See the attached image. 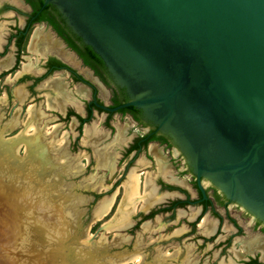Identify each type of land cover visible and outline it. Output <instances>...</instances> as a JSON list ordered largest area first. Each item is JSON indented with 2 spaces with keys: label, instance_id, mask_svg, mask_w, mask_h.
Segmentation results:
<instances>
[{
  "label": "water",
  "instance_id": "95a60500",
  "mask_svg": "<svg viewBox=\"0 0 264 264\" xmlns=\"http://www.w3.org/2000/svg\"><path fill=\"white\" fill-rule=\"evenodd\" d=\"M49 5L125 90L129 101L111 111H142L199 182L264 222V0H43ZM91 225L62 229L45 263L126 258L98 247L110 221L87 238Z\"/></svg>",
  "mask_w": 264,
  "mask_h": 264
},
{
  "label": "flooded vegetation",
  "instance_id": "af4514ba",
  "mask_svg": "<svg viewBox=\"0 0 264 264\" xmlns=\"http://www.w3.org/2000/svg\"><path fill=\"white\" fill-rule=\"evenodd\" d=\"M34 1L39 2V0ZM49 6L47 15L50 14L56 19L81 51L90 56L92 63H85L81 54L69 45L64 35L48 21L40 20L43 13L36 12L33 4L28 0H0V14L10 15L9 31L0 39V60H2L0 83L7 85L8 82L24 79H29L31 82L28 92L23 96L26 100L20 108L21 113L28 115L29 108L36 107L27 103L37 93L36 87L40 86L39 92L42 96L44 92H48L50 96L49 104L45 107L46 111L52 112V117L57 115L59 121L50 125L57 126L56 129L48 131L55 132L60 122L69 126L75 125L74 130L78 131L73 142L69 141L72 137L68 131L64 132L65 145L68 142L77 146L85 144L89 147H100L104 142L111 141L114 146L112 148L124 145L121 159L117 163L116 152L110 153L109 149L112 148H98L100 154L101 149H104L99 166L104 167L107 164L108 171L116 169L114 175L119 179L112 184L109 191V198L119 192L114 210L118 207L123 194L122 179L138 161L132 172L142 173V193L147 190L151 194L148 195L147 202L140 200L142 206L145 203L144 212L133 213L129 221H139L136 225L141 223L148 225L161 214L164 219L169 218L170 221V226L166 230L177 225L174 235L183 229L182 233L185 232L182 236H172L170 240L162 243L164 250L170 243L178 244L180 252L179 247L171 245L172 252L162 253L161 257L154 260L155 264H264V222L243 206L227 198L210 181L201 179L199 182L188 159L175 141L145 120L142 111L133 107L111 111L129 101L125 90L114 83L104 62L93 57L88 46L67 28L58 10L52 5ZM40 25L46 26L50 38L41 35L37 41L34 51L39 49L43 57L39 60L41 66L35 68V71L40 70L34 72L31 64L28 65L22 60L23 47L27 41L29 48L32 33ZM53 41L58 42L60 47H55ZM13 48L17 52L7 58L9 50ZM69 57H72L73 61ZM16 110L19 108L17 107ZM34 112H36L35 108ZM116 116H120L121 120L127 119L132 122L133 129L128 130L127 133L122 130L117 134V127L113 124L117 119ZM99 117L103 120L101 125L92 126V122ZM87 130L96 131V135H91L92 132L87 135ZM105 155L108 160L103 161ZM121 164H124L125 168L118 173ZM153 171H158V177L153 184L149 183L146 189L145 182H149ZM177 216L179 221L175 222ZM101 221L103 220L98 222ZM182 226L184 228L180 230ZM182 238L190 239V242H187L189 245H182ZM231 245H234L236 251L231 253L233 257L228 258V248ZM238 246L241 248L240 251ZM200 250L202 251L199 252ZM215 251H218L216 255ZM135 254L138 253H128L125 257ZM146 259L143 258V264Z\"/></svg>",
  "mask_w": 264,
  "mask_h": 264
},
{
  "label": "rangeland",
  "instance_id": "374dc122",
  "mask_svg": "<svg viewBox=\"0 0 264 264\" xmlns=\"http://www.w3.org/2000/svg\"><path fill=\"white\" fill-rule=\"evenodd\" d=\"M9 18L10 15L0 14V39L9 31ZM38 27L36 42L41 35L50 38L49 30L45 25ZM36 44L28 48V42H25L22 59L24 63L31 64L34 72L40 70L35 71V68L41 66L39 60L43 57L39 49L34 51ZM53 44L57 48L60 47L58 42L53 41ZM28 49L33 52H29ZM16 52L14 48L9 50L7 58L15 55ZM30 84L29 79L8 82L7 85L0 83V264H46L43 255L50 248L49 245L56 242L60 231L81 221L86 225L92 223L86 234L87 238L92 237L104 222L110 221L111 228L96 237L98 247L110 246L115 249L113 254L116 256L138 253L131 256L137 257L132 264H143V258L146 259V256L148 259L144 264H155L154 260L161 257L162 253L172 252L171 245L179 247L178 244L170 243L166 250L163 249L164 241L170 240L172 236L185 234V232L182 233L184 226L180 227V230H183L176 235L174 232L177 225L166 230L170 226L169 218L164 219L160 214L148 225L142 223L136 225L139 221H129L133 213L139 214L144 210L145 203L142 206L140 200L145 202L147 200L146 197L136 198L134 203L140 202L136 210H132L130 196L135 175L132 171L136 168L138 161L131 166L128 174L122 179L123 194L116 210L103 221H97L94 213L109 199L112 184L119 180L114 175L116 169L108 171L107 164L104 167L99 166L103 150L114 147L113 143L112 141L104 142L100 147H89L85 144L77 146L67 142L66 145L59 147L58 142L66 137L65 131L71 135L72 138L69 141L72 140V142L78 135V131L74 130L75 125L69 126L63 122H60L55 132L47 131L46 126L59 121H57V115L52 117V112L46 111L45 107L49 104L50 96L48 92H44L42 96L39 92L40 86L36 87L37 93L27 103L36 107L33 109L30 107L28 115L21 113L20 108L26 100L23 96L28 92ZM17 107L19 110H16ZM34 108L36 112L33 113ZM102 122V117H99L92 122V126H100ZM113 124L117 127V134L122 130L127 133L134 126L127 119L121 120L120 116ZM56 128L57 126L51 130ZM47 132L50 134L47 135ZM90 132H92L91 135H96V131L91 130H87V135ZM101 147L104 149H101L100 154L98 148ZM123 147L124 145H120L109 149L110 153L116 152V163L121 159ZM106 157V155L103 157V161L108 160ZM124 168V164H121L118 173ZM157 177L158 171H153L150 180L148 179L149 182L146 181L145 184L147 186L149 183L153 184ZM174 221L178 222L179 217L177 216ZM181 242L182 245H186L190 239L182 238ZM240 250L238 246V251ZM235 251L236 248L231 245L228 248V258L233 257L231 253ZM217 253L218 251H215L214 254ZM131 257L124 258L122 262ZM118 263V261L108 262V264Z\"/></svg>",
  "mask_w": 264,
  "mask_h": 264
},
{
  "label": "bare ground",
  "instance_id": "6f19581e",
  "mask_svg": "<svg viewBox=\"0 0 264 264\" xmlns=\"http://www.w3.org/2000/svg\"><path fill=\"white\" fill-rule=\"evenodd\" d=\"M16 3V2H15ZM37 40V29L34 31L33 35H32V38H31V41H30V48H32V46L34 47V44H36ZM70 58V57H69ZM72 61H73V58L71 57L70 58ZM56 127L55 125L54 126H48L47 127V131ZM47 134H49V132H47ZM60 145L59 147H61L65 141L64 140H60L58 142ZM58 146V145H57ZM153 150V149H152ZM142 174V173H141ZM141 174H138V173H135L134 177H133V187L131 189V196H130V204H131V208L132 210H136L137 206H138V202L140 201H136L134 203V200L136 198H140V199H143L144 197L148 198V195L151 194L149 193V191H145V196H143V193H142V188H143V181H142V178H141ZM146 186V189H147V184L145 185ZM116 192V191H115ZM118 191L109 199H107L101 206L100 208L97 210V212L95 213V218H97L98 220L97 221H100V220H103L104 218L110 216L115 207H116V204H117V198H118ZM154 196V195H153ZM145 201V200H144ZM142 202V201H141ZM147 202V200H146ZM16 205V204H15ZM145 206V205H144ZM204 223V222H203ZM206 224V222L204 223ZM209 226V225H208ZM2 237V236H1ZM5 239V238H4ZM3 239V241H4ZM139 257V256H138ZM140 258V257H139ZM134 259L137 260V257H131L130 259H127L125 261H121L122 263H118V264H132V263H135ZM139 260V259H138ZM141 260V259H140ZM140 262V261H139Z\"/></svg>",
  "mask_w": 264,
  "mask_h": 264
},
{
  "label": "trees",
  "instance_id": "16d2710c",
  "mask_svg": "<svg viewBox=\"0 0 264 264\" xmlns=\"http://www.w3.org/2000/svg\"><path fill=\"white\" fill-rule=\"evenodd\" d=\"M30 3L33 4V7L35 8L36 12H42L43 15H41L40 17V20L42 21H48L51 25L54 26V28L59 31L62 35H64V37L66 38L67 42L69 43V45L76 49L80 54L81 56L83 57L85 63L87 64H91L92 61H91V58L90 56H88L87 54H85L84 52L81 51V49L77 46V44L70 38V36L68 34H66V30H64V28L62 26H60V24L56 21V19H54V17H51L50 14L47 15V9L50 7V6H47L43 9V1L42 0H39V2H35L34 0H28ZM67 29V28H66ZM69 31V30H68ZM89 48V51L91 52V55L93 57H95L96 59H100L99 56H97L94 51L92 50V48L88 47Z\"/></svg>",
  "mask_w": 264,
  "mask_h": 264
}]
</instances>
